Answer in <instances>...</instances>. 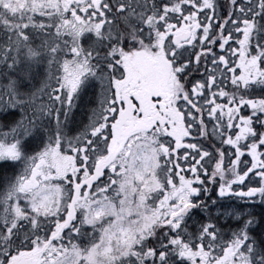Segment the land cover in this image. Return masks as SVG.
<instances>
[{
    "label": "snow or ice",
    "instance_id": "6c2138e0",
    "mask_svg": "<svg viewBox=\"0 0 264 264\" xmlns=\"http://www.w3.org/2000/svg\"><path fill=\"white\" fill-rule=\"evenodd\" d=\"M0 264H264V0H0Z\"/></svg>",
    "mask_w": 264,
    "mask_h": 264
},
{
    "label": "rangeland",
    "instance_id": "374dc122",
    "mask_svg": "<svg viewBox=\"0 0 264 264\" xmlns=\"http://www.w3.org/2000/svg\"><path fill=\"white\" fill-rule=\"evenodd\" d=\"M257 211H260V207L259 206H257Z\"/></svg>",
    "mask_w": 264,
    "mask_h": 264
}]
</instances>
